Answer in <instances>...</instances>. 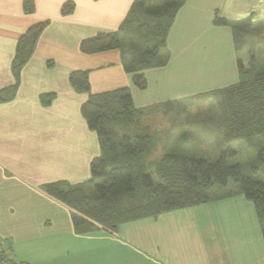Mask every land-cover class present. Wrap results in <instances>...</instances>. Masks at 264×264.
Returning <instances> with one entry per match:
<instances>
[{
    "label": "crops",
    "instance_id": "0c3cea01",
    "mask_svg": "<svg viewBox=\"0 0 264 264\" xmlns=\"http://www.w3.org/2000/svg\"><path fill=\"white\" fill-rule=\"evenodd\" d=\"M24 1L0 0V90L16 84L12 66L19 39L31 27L47 25L20 73L15 98L0 103V245L9 259L24 264H264L259 220L240 190L122 225L115 235L97 229L83 236L74 232L73 212L45 191L58 182L69 188L85 185L91 163L102 154L97 133L81 114L89 94L71 85L73 72H89L92 95L125 88L133 102L151 95L143 97L142 106L135 102L137 109L165 103L167 89L190 95L200 87L218 91L237 85L246 74L238 70L232 27L246 21L264 24V0H186L168 36V63L145 72L144 91L133 85L120 51L80 52L83 40L117 32L136 0H34L31 15L24 12ZM67 3L74 11L64 16ZM217 18L228 25H216ZM47 95L54 97L44 105L41 98Z\"/></svg>",
    "mask_w": 264,
    "mask_h": 264
},
{
    "label": "trees",
    "instance_id": "16d2710c",
    "mask_svg": "<svg viewBox=\"0 0 264 264\" xmlns=\"http://www.w3.org/2000/svg\"><path fill=\"white\" fill-rule=\"evenodd\" d=\"M185 2L166 0L152 6L149 0H136L117 32L83 40L80 52L92 56L120 51L133 85L144 91L148 86L145 72L168 63V36ZM35 8L34 0L24 1L26 14H33ZM73 11L74 4L67 3L61 12L67 16ZM215 23L228 25L219 18ZM46 25L31 27L19 39L12 66L16 84L0 90V103L15 98L20 73L35 54ZM232 28L237 66L244 76L245 69L250 72L257 62L256 46L259 51L264 46V24L246 21ZM245 54L249 56L248 67L245 57H241ZM70 83L80 93L89 94L81 114L89 129L97 133L102 154L91 163V180L85 185L69 188L67 183L58 182L47 185L45 191L73 212L77 235H90L97 229L115 235L128 223L208 204L222 197L210 194L214 188L225 189L233 181L253 204L264 239V182L245 176L240 165L227 163L228 156L238 154L232 145L246 143L257 149V163L252 171L264 173V70L237 85L211 92L218 115L207 120L212 125V138L225 148L215 163L168 154L159 165L150 166L144 157L153 148L155 138L141 128V120L162 105L137 109L128 88L92 95L89 72H73ZM53 97L43 96L42 103L48 105ZM0 248V264H24L10 260Z\"/></svg>",
    "mask_w": 264,
    "mask_h": 264
},
{
    "label": "rangeland",
    "instance_id": "374dc122",
    "mask_svg": "<svg viewBox=\"0 0 264 264\" xmlns=\"http://www.w3.org/2000/svg\"><path fill=\"white\" fill-rule=\"evenodd\" d=\"M165 1L166 0H151L150 4L152 6L162 5ZM255 50L257 62L253 66L252 72L246 73V80L254 76L259 70H264V46L262 47V51H259L257 46ZM243 56L245 57L244 61H247L249 56L245 54L241 57ZM167 85L172 86V84L169 85V83H167ZM180 88H182V86H180ZM167 90L169 95L165 103L159 104L162 105V107L157 108V110L150 115L144 116L141 120V128L147 130L150 136L155 138L153 148L144 157V160L149 163L150 166H156L162 162V158L165 155L169 154L203 159L210 163L218 161L225 148L220 147L216 140L212 138V125L209 124L207 120L209 117L214 119L218 115V111L215 110L216 103L213 98L210 97L211 92L214 91H209L200 87L198 91L187 95L173 89ZM150 91L154 92L155 90L152 88ZM146 95L147 94L140 96L141 98H135V102H138V105L142 106L143 102H145L143 99H147L149 96L151 97V95ZM135 102H133L134 106L139 108L136 106ZM163 104H167L168 107ZM149 107L150 106L147 105V107L141 108L146 109ZM232 148L237 151L238 154L234 157L228 156L227 163L230 166L240 165L245 176L253 177L257 181L264 182V173L255 174L252 171V168L255 167L257 163V149L246 143H235L232 145ZM154 170H152V173L155 180L158 181L155 173L156 170L155 172ZM90 180L91 177L88 181ZM239 190L240 186L238 184L229 181L225 189L214 188L210 194L212 196H220L228 193L232 194ZM100 231L103 230L99 229V232Z\"/></svg>",
    "mask_w": 264,
    "mask_h": 264
}]
</instances>
